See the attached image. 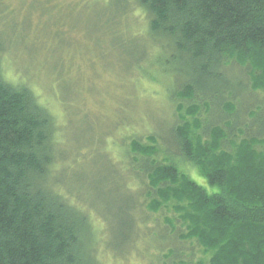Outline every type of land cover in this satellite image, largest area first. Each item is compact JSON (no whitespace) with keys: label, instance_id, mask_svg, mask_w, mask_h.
I'll list each match as a JSON object with an SVG mask.
<instances>
[{"label":"trees","instance_id":"1","mask_svg":"<svg viewBox=\"0 0 264 264\" xmlns=\"http://www.w3.org/2000/svg\"><path fill=\"white\" fill-rule=\"evenodd\" d=\"M129 4L167 58L161 69L145 52L129 72L138 74L143 63L132 81L165 85L168 138L140 122L118 142L147 209L172 211L182 227L176 232L168 221L172 233L157 237L195 240L206 264H264V107L248 109L250 100L222 74L228 62L236 64L243 94L264 98V0H129L124 14L136 17ZM168 60L179 68L167 72ZM3 68L0 58V264H96L86 241L99 232L96 223L58 192L56 118ZM195 174L216 191L197 184Z\"/></svg>","mask_w":264,"mask_h":264},{"label":"rangeland","instance_id":"2","mask_svg":"<svg viewBox=\"0 0 264 264\" xmlns=\"http://www.w3.org/2000/svg\"><path fill=\"white\" fill-rule=\"evenodd\" d=\"M128 3L0 0L3 73L11 83L28 84L56 118L58 192L96 223L99 232L86 238L94 263L206 264L207 255L195 240L172 234L163 240L157 237L166 229L172 231L168 221L176 232L182 227L172 211L163 208L153 213L147 209L134 169L118 146L126 132H138L140 122L149 129L158 128L160 137L168 138L171 120L165 85L152 81L140 86L132 81L140 78L145 68L137 63L139 75L129 69L145 52L159 65L167 58L149 41L143 14L133 4L129 8L136 17L124 14ZM166 64L169 73L180 65L169 60ZM156 66L152 63L151 67L157 71ZM241 72V67L228 62L222 74L232 89L241 93L242 101L250 100L252 108L248 109L264 107L261 92L243 94L240 84L245 76ZM240 114L241 122L246 123L245 111ZM162 158L158 155L155 159L160 162ZM194 180L207 192L216 191L197 174ZM167 239L171 242L163 245ZM169 250L174 256L163 260Z\"/></svg>","mask_w":264,"mask_h":264}]
</instances>
